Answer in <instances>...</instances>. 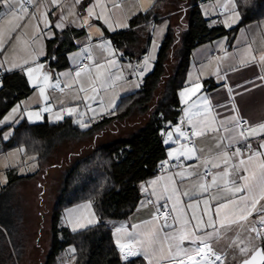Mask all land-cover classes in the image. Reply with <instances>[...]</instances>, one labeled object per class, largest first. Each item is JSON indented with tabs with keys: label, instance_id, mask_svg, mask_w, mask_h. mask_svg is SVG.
<instances>
[{
	"label": "crops",
	"instance_id": "obj_1",
	"mask_svg": "<svg viewBox=\"0 0 264 264\" xmlns=\"http://www.w3.org/2000/svg\"><path fill=\"white\" fill-rule=\"evenodd\" d=\"M153 1L80 0L79 3H76V0H58L56 5H52L51 0H24L23 6L27 9V13H19L23 19H16L8 14L9 10L6 7L0 5V72L7 73L6 76L9 75L8 81L20 78L26 86V92L18 95L0 120L15 110L11 119H17L16 122L23 118L30 122L43 120L57 122L70 117L74 124L80 128H86L101 116L113 114L120 97L137 90L144 76L152 69L146 70L149 66L145 57L148 56V51L152 48L156 29L158 30L157 35L162 40L169 24L174 25L178 22L179 16L177 17L176 14L178 10H172L174 8L169 3L164 4L158 8L164 16L162 20L134 26L136 39L117 49L112 42L111 35L128 29L130 17L139 11H146L151 7ZM214 1L216 0L200 2V8L208 19V25L213 26L221 23L229 27L239 20L240 15L236 3L232 2L233 0L231 3L227 0L228 8L218 0L219 8L214 7V11L212 6L207 7V12H205L202 6ZM25 2H28L32 8H27ZM15 7L19 9L21 5L17 3ZM234 12L237 14L234 15ZM217 13H221L223 16L227 13L232 14L230 21L233 23L229 25L231 22H224L223 16L219 18ZM164 18H169V21ZM57 25L60 26L57 27ZM62 31H65L67 40L72 41L73 45L58 56L53 52V49ZM53 38L56 41L51 42V46H49L47 40ZM159 44L160 42L155 44V49ZM262 55H264V17L241 26L230 45L227 36L223 35L193 48L184 83L177 91L180 103L179 121L163 132V141L169 140L168 132L172 133V138L165 144L166 156L162 159L171 163V167L158 175L154 173L139 183L140 199L128 218L107 220V223L112 227L113 241L124 264H177L183 253L176 259L171 257L176 252V244L180 243L179 235L184 231L185 221L190 220L193 214L199 218L205 208L212 211L204 215V220L206 221L209 216L215 219L216 204L221 202L222 198L232 195L227 191L224 181L221 180H218V183L224 188V191L218 190L215 186H210L207 192L200 190L197 184L207 183L210 185L211 175L207 177L206 181L198 180L196 176H193L184 179L183 182L177 175L175 184L169 182V189L178 186L179 193L177 195L184 205L192 203L193 208L186 209L187 215L180 213L181 219L177 222L175 230L164 229L170 236L176 237L171 241L172 253L168 251V243H162L160 240L152 245L134 243L123 250L119 247V244H128L129 240L145 241L147 239L145 233L156 231L161 226L163 219L148 225L142 224V221L152 219L157 207L164 204L165 201L160 198V193L167 177L190 171L202 174L205 167H208L212 174L223 170L224 157L216 154L221 152L224 145L231 143L226 139L229 133L224 130L225 126L231 128L237 121L245 120L247 123L241 126L247 130L249 126L256 127L264 124V60H261ZM83 56H87L89 61L84 67L79 68L77 65ZM60 63H64V66L58 68ZM153 64L150 62L152 67ZM97 65L100 67L98 68ZM29 68L33 69L31 73L27 71ZM59 72L61 78L66 82V84H61L65 91L59 97H53L49 94L48 86L51 79L56 76L55 81H60ZM77 72L80 73L79 76L76 75ZM103 74L102 83L93 88L92 79H96V77L102 79ZM66 75H71L69 82L65 78ZM45 76L48 77L47 81L44 80ZM196 84L200 85L198 91L185 92L186 89H191ZM41 87L44 88L43 95L39 91ZM181 93H185V95L182 96ZM204 96L208 97L207 105L198 99ZM45 97L48 98L47 101L44 100ZM68 108H74L75 111L69 114ZM106 112L108 113L104 114ZM190 116L191 123H189ZM33 117L34 119L42 117V119L31 120ZM201 117L204 118L203 121ZM13 121L3 120L0 125L16 123ZM195 124H199V127L196 128L197 132L205 129V125L207 127L206 134L196 136L193 141L180 137V134L175 130L177 127H180L184 132L187 128L193 130L192 126ZM215 129H219V131H215ZM235 131L238 133L239 128H236ZM256 132L257 134H252L245 131V135L248 136L247 143L251 144L253 151L264 152V148L260 147L264 143V132L259 128L256 129ZM237 139L240 140L239 145L233 144L227 150L229 166L232 163H239V157L230 156L236 146L241 148L245 159L250 155L243 139L238 136ZM218 141H222L220 147H217ZM181 144H185L186 150L188 147L194 146L195 151L190 153L192 159L189 160L181 156L179 159L181 164L176 165L178 160L175 157ZM173 149L176 151L170 157L169 152ZM34 157V155H25L20 147L4 150L0 142V190L2 192H17L18 187H14L15 182H24L40 171L41 168ZM259 160L260 157H256L254 164H258ZM213 164H220V167H212ZM14 176L21 177L9 183ZM154 180L158 181L156 185L151 184ZM21 186L25 187V184ZM13 187L14 189H12ZM153 192L156 195H153ZM184 192H189L193 199L188 200L187 197H183L182 193ZM238 195H243V193ZM147 198H151L152 203H148ZM4 201L0 205V209L6 214ZM205 201H207V205H205ZM89 202L83 200L65 207L60 223L71 231L95 224L97 215L91 202L90 207H81ZM176 202L177 197L174 196L169 202V208ZM177 207H181V205L177 204ZM172 215L176 216L177 213H172ZM261 215H264V199H259L256 208L245 220L234 223L230 222L234 219L233 217L217 220L218 235L211 227L205 229L203 225H201L202 231L198 234L202 235L204 231L212 232L213 236L208 238L209 246L215 253L221 255V249L228 244H238L241 240L243 233H237L236 229H240L245 223L254 220L256 221L254 223H257ZM5 218L12 224L14 230L12 234L15 247L8 248V252L13 256L11 264H48L46 257L50 246V218L48 223L46 222L47 224L45 223L43 226L42 221L38 218L34 219L33 217L32 221L29 220L31 225L35 223L41 225H39L41 228L38 231H34V226H31L30 230L24 226L28 225L26 218L23 224H21V219L11 218V216H5ZM196 222L192 221V223ZM169 223H172L171 218H169ZM221 223H224L225 227H219ZM133 225L139 227L134 228ZM189 231H191L190 227ZM5 234L7 237L9 236V234ZM160 235L163 236V233ZM250 240L255 241L253 238ZM145 247L148 251L147 259L143 255ZM181 247L190 248L192 245L185 240ZM153 249L155 250L153 251ZM73 251L72 246L66 247L52 264H72ZM132 251L141 254L132 255ZM205 252L209 253L208 249H205ZM193 255L197 256V259L202 257L198 253ZM244 257L246 255L239 257L237 262ZM188 262L186 261V264H191ZM200 264H207V260L203 257Z\"/></svg>",
	"mask_w": 264,
	"mask_h": 264
},
{
	"label": "trees",
	"instance_id": "obj_2",
	"mask_svg": "<svg viewBox=\"0 0 264 264\" xmlns=\"http://www.w3.org/2000/svg\"><path fill=\"white\" fill-rule=\"evenodd\" d=\"M201 1L154 0L146 11H139L130 17L128 29L111 35L114 46L121 48L136 39L134 26L163 19L164 16L158 10L160 6L169 3L174 8L172 10L183 9L179 13L182 18L179 16L177 27L168 26L152 69L144 76L137 90L120 97L113 114L101 116L86 128L74 124L70 117L57 122H30L23 118L13 124L0 125L2 148L20 147L25 155H34L40 165L63 141L92 136L113 120H123L134 114L148 115L143 123L128 133L96 145L88 153L76 157L63 170L50 216L48 264L55 262L68 246L74 249L72 264H124L107 220L126 219L133 213L140 199L139 183L154 175L157 162L165 158L163 132L179 121L177 91L184 83L193 48L223 35L227 36L230 45L241 26L264 17V0H235L239 20L229 27L221 23L210 26L200 8ZM66 37L65 31H62L57 38L59 40L53 52L58 56L73 45ZM53 41L56 39L47 40L49 46ZM170 56L173 62L168 65ZM62 66L64 63H60L58 68ZM6 74L0 86V119L18 95L26 92L23 80L16 78L8 81L9 75ZM20 177H12L9 183ZM6 194L0 190V205ZM83 200L91 202L97 222L71 231L60 223L63 209ZM4 218L5 214L1 210V223ZM6 223V233L11 235V242L8 245L6 234L0 226V264H11L13 256L8 248L15 247L10 224ZM259 244L264 247V239Z\"/></svg>",
	"mask_w": 264,
	"mask_h": 264
},
{
	"label": "snow or ice",
	"instance_id": "obj_3",
	"mask_svg": "<svg viewBox=\"0 0 264 264\" xmlns=\"http://www.w3.org/2000/svg\"><path fill=\"white\" fill-rule=\"evenodd\" d=\"M58 0H51L52 5H56ZM80 0H76V3H79ZM19 3L21 7L17 9L15 6ZM0 5H3L9 10L8 14H11L16 19H23L22 16L19 15V13H27V9L23 6L24 0H0ZM91 14V12H90ZM34 15V14H33ZM60 25H57L59 27ZM17 27H20V25H17ZM261 60H264V55L261 56ZM99 68L100 65H97ZM29 73L33 71V69L29 68L27 69ZM79 72L76 73L77 76H79ZM44 80L47 81L48 77L45 76ZM56 87H59V84L55 85ZM200 88L199 84H196L191 89H186L185 92H192L198 91ZM83 90V89H81ZM41 95L44 94V88L41 87L39 89ZM63 91V89H61ZM231 91V90H229ZM182 96L185 95V93H181ZM204 104H208V97H199ZM15 111V110H14ZM74 108H68L67 112L71 114L74 112ZM187 112V110H185ZM31 115V114H29ZM234 119V118H233ZM201 120L203 121L204 118L201 117ZM189 123H191V116L189 117ZM247 123L246 121H237L235 125H233L231 128L228 126L224 127V130L229 133V135L226 137L231 143L224 145L221 152L217 153V156L223 155L224 160V168L222 171L217 172L215 174H212L210 169L208 167H205L204 172L198 173L196 171H190L187 173H176L173 174V176L161 179H165V183L162 186V192L160 193V198L164 199V204L157 207V210L155 213H153L152 219L142 221V224L148 225L152 224L154 221L163 219V223L156 231H149L145 233V236L147 239L145 241H134L129 240L128 244H119V247L121 250H123L126 247H130L134 243H142L145 245H152L157 240H160L162 243L167 242L168 243V251L169 253H172V243L171 241L175 240V236H170L168 232H165L164 229H171L175 230V227L177 225V222L181 219L180 213H183V215H187L186 209L193 208L192 203H188L184 205L183 201L180 199V197L177 195L179 193V187H172L169 189V182H172L173 184L176 183L175 176L180 177V181L183 182L184 179L196 176L198 180H207V177L209 175L212 176L211 184L207 183H198L197 187L207 192L209 190L210 186H215L218 190L224 191V188L221 187V185L218 183V180L224 181V184L227 186V191L231 193L232 195L230 197L222 198L221 202H218L214 209V216L215 219H213L212 216H209V218L205 221L204 215H207L208 212L212 211L209 208H205L203 214L197 218L195 214L191 216L190 220L185 221L184 223V231L180 233L179 240L180 243L176 244V252L171 257L172 259H176L177 257H180V254L183 253V256L180 257L177 261V264H186V261H190L191 264H200V260L203 259V257H200L197 259L193 254L194 253H205V249H208V252L212 255L216 256V259H220V255L215 253L209 246L208 238L213 236L212 232L204 231L202 235L198 234L201 230V225L204 226V228L211 227L215 233H219V229L217 227V220H226L229 217H233L234 219L231 220V223L238 222L245 220L248 215L252 214V210L256 208V204L259 202V199H264V152L259 151H253L251 148V144L247 143L248 136L245 135V131H248L252 134H257L256 129L259 128L262 132H264V124L258 125L256 127L249 126L247 130H245L241 125ZM86 126V125H85ZM199 127V124H195L192 126L193 130L191 135L185 133L182 131L180 127H177L175 130L177 133L180 134V137L186 138L188 140L191 139V136H203L206 134V125L205 129H202L201 131L197 132L196 128ZM236 128H239V132L237 133L235 131ZM215 131H219V129H215ZM169 140L172 138V133H167ZM237 136L239 138H242L243 141L246 143V147L250 155L247 156L245 159L243 157V153L241 151V148L239 146L235 147V151L230 153L231 157H239V163H232L229 166V152L227 151L230 149L233 144L239 145L240 140L237 139ZM169 140H165L164 143L167 144ZM222 144V141L217 142V147H220ZM261 148H264V143L260 145ZM176 151L173 149V151L169 152V156L171 157L173 155V152ZM195 151L194 146L188 147L186 150L185 144L180 145V150L178 154L176 155L175 159L179 160L181 156H184L186 159H192V153ZM260 157V160L258 164H254L255 158ZM199 159V157H197ZM164 163H167L165 161ZM212 167H220V164H213ZM243 173V174H241ZM158 181L154 180L151 182L152 185H156ZM243 193V195H238ZM258 194V195H257ZM153 195H156L155 192H153ZM177 197L176 204H173L171 208H169V202L172 201L173 197ZM183 197H187L188 200H192V195L189 194V192L182 193ZM251 202V203H250ZM149 203H152V201H149ZM199 202L197 201V204ZM177 204L181 205V207H177ZM205 205H207V201H205ZM81 207H90V202L86 205H82ZM172 213H177L176 216H173ZM171 217L172 223H169V218ZM192 221H197L196 223H192ZM134 228L139 227L138 225H133ZM189 227L191 228V231H189ZM219 227H225L224 223H221ZM264 228V215H261L259 217V226H253L249 229L251 232L256 233V239H264V232H261L260 229ZM163 233V236L160 234ZM131 235V234H129ZM188 241L192 247L190 248H184L181 247V244L183 241ZM155 249H153L154 251ZM240 252L242 254H245L247 256L246 259L243 260L242 264H264V247H259L256 245H252L251 247L245 246L240 248ZM132 255H137L141 253H137L135 251L131 252ZM143 255H145V258H148V251L147 247H145V251L143 252Z\"/></svg>",
	"mask_w": 264,
	"mask_h": 264
},
{
	"label": "rangeland",
	"instance_id": "obj_4",
	"mask_svg": "<svg viewBox=\"0 0 264 264\" xmlns=\"http://www.w3.org/2000/svg\"><path fill=\"white\" fill-rule=\"evenodd\" d=\"M220 3L225 4V7H229V2L231 3L232 0H220ZM233 3L235 0L232 1ZM26 3V2H25ZM213 7L212 9L215 11L214 7H220L218 0L214 1L213 3H207L203 7L204 11L207 12V7ZM183 11V9L179 8V11L176 12L177 17L180 16L182 18V15L179 14ZM213 11V12H214ZM214 14V13H213ZM237 14V12H234V15ZM217 16L221 18L223 14H218ZM232 14L227 13V15L223 16L224 22H231ZM164 20H168L169 18H164ZM179 21V19H178ZM184 21V18H183ZM177 24L172 25V27H177ZM170 25V24H169ZM157 29L155 31V37L153 41L152 48L148 51V56L145 57L146 62L148 63V69L152 68V65H150V62L154 61L156 50H158V47L155 49V44L158 42H161L160 36L157 35ZM173 57H169L168 61L169 64H172ZM141 65V64H140ZM88 70L90 69L87 68ZM59 80L55 81V78L51 79L49 83V94L53 97H59L63 94V91L61 89L59 90V87L62 86L64 89V86L61 84H66V82L61 78L60 72L58 73ZM66 80L69 82L71 80V75L65 76ZM104 79H99L96 77V79H92V85L93 88L96 85H100ZM59 84V87H56L55 85ZM56 88V90H54ZM161 90V89H158ZM157 90V91H158ZM125 93V92H124ZM45 101L48 100V98H44ZM117 103V102H116ZM115 103V105H116ZM14 110L10 112V114L5 117L4 119L0 120L2 122L3 120H14L13 122H16L17 119H11L14 115ZM108 112L104 113L107 114ZM103 115V114H102ZM148 117L147 114L145 115H138L134 114L129 118L123 119V120H113L108 126H106L102 131H99L98 134L89 136L84 139L76 140V141H63L61 144H59L56 148L53 149L51 155L47 157L46 160L42 162V164L39 165L41 168L40 171L35 175L30 177L29 179L25 180L24 182L17 181L15 182L14 187H18L17 192H7L5 196V208L4 211H6L5 216H11V218L15 217L17 219H21V224L24 223L25 218L28 221V225H24L27 227L28 230L31 229V226H34V231L40 230L41 227H39L40 224L35 223L34 225H31L32 221L31 219L38 218V220L42 221V226L46 222L48 223V220L51 216V210L54 203V199L58 193L60 184H61V178L63 174V170L76 158L80 155H83L85 153H88L91 149H93L96 145L121 137L124 134L128 133L130 130H132L134 127L140 125L143 123L146 118ZM42 117H38V119L31 118V120H41ZM32 168V167H31ZM34 168V167H33ZM25 184V187H22L21 185ZM14 187L12 189H14ZM13 196V197H11ZM30 220V221H29ZM7 219L4 218V222H0L1 229L4 233L7 232ZM20 222V221H19ZM255 220L250 223H245L240 229H236V232H242V238L238 242V244H228L223 249H221V255L220 259L217 260L215 255H212L211 253H198L202 257H204L207 260V264H236L237 260L241 256H245V254H242L240 252L241 247L256 245L258 242H260L262 239H256V236L253 232L249 231L250 227L254 225ZM9 223V222H8ZM46 223V224H47ZM259 223V220L258 222ZM11 232L13 233V226L11 223ZM23 226V227H24ZM41 226V225H40ZM43 228V227H42ZM6 230V231H5ZM48 230V229H47ZM8 233V232H7ZM8 235V234H7ZM7 237V236H6ZM9 237V236H8ZM8 239V245H10V240ZM250 238L255 239V241H251ZM197 258V256H195ZM188 263H191L190 261Z\"/></svg>",
	"mask_w": 264,
	"mask_h": 264
},
{
	"label": "built area",
	"instance_id": "obj_5",
	"mask_svg": "<svg viewBox=\"0 0 264 264\" xmlns=\"http://www.w3.org/2000/svg\"><path fill=\"white\" fill-rule=\"evenodd\" d=\"M25 6H26L27 8H32V7L29 5L28 2L25 4ZM88 61H89V58H88L87 56H83V57L81 58V60H80V62L78 63L77 66H78L79 68L84 67V66L87 64ZM4 75H5V73L0 72V86H1L2 83H3V76H4ZM62 88H63V87L60 86V87H59V90L62 89ZM54 90H56V88H55ZM243 121H245V120H243ZM245 124H246V123L242 124V126L245 125ZM185 133L191 135V133H192V129H191V128H187V130H186ZM195 137H196V136H191L190 141H193V140L195 139ZM165 161H166V160H161V161L157 162L156 167H155V174H156V175L162 173L163 171H165V170H167V169H169V168L171 167V163H169L168 161H167V163H164ZM180 164H181V160H178L177 163H176V165H180ZM149 201H152V199H151V198H147V202H148V203H149ZM156 210H157V209H156ZM156 210H155V212H156ZM170 218H171V217H170ZM161 219H162V218H161ZM253 226H257V227H258V226H259V223H254V225H252L250 228H252ZM260 231H261V232H264V228H261ZM253 233H254V235L256 236V233H255V232H253Z\"/></svg>",
	"mask_w": 264,
	"mask_h": 264
},
{
	"label": "water",
	"instance_id": "obj_6",
	"mask_svg": "<svg viewBox=\"0 0 264 264\" xmlns=\"http://www.w3.org/2000/svg\"><path fill=\"white\" fill-rule=\"evenodd\" d=\"M257 246L262 247V245H260V244H258ZM246 258H247V256L244 257V258H242V259L238 262V264H242L243 260L246 259Z\"/></svg>",
	"mask_w": 264,
	"mask_h": 264
}]
</instances>
